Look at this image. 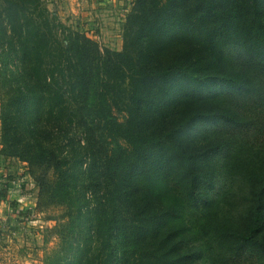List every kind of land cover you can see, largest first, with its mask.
I'll use <instances>...</instances> for the list:
<instances>
[{
    "label": "trees",
    "instance_id": "16d2710c",
    "mask_svg": "<svg viewBox=\"0 0 264 264\" xmlns=\"http://www.w3.org/2000/svg\"><path fill=\"white\" fill-rule=\"evenodd\" d=\"M122 31L0 0V153L63 209L45 264H264V0H135Z\"/></svg>",
    "mask_w": 264,
    "mask_h": 264
},
{
    "label": "rangeland",
    "instance_id": "374dc122",
    "mask_svg": "<svg viewBox=\"0 0 264 264\" xmlns=\"http://www.w3.org/2000/svg\"><path fill=\"white\" fill-rule=\"evenodd\" d=\"M44 2L60 22L70 26L74 31L85 33L101 47L122 49L123 24L135 0H44ZM0 174H2L1 182H9L11 188L18 185L19 191L14 194L17 197L14 198L12 195L9 203L16 207V211L24 212V215L28 214L30 217L28 221L25 218L21 219L26 221V225L23 227L19 224L18 229H10L12 233L4 231L7 225L0 231V234L5 236L10 233L12 237L8 236V239H14L17 245L14 250L12 245L10 246L12 249L6 251L11 252L7 256L10 264H45L47 255L58 243L57 237L51 235L49 229L59 222L63 209L37 208L39 188L30 176L26 162L16 158H6L0 153ZM23 191L29 193L28 198L19 196ZM9 214H12V211L9 210ZM1 215L3 214H0V220H7L6 213L3 217ZM14 218L19 219V217ZM14 234L16 235L13 236Z\"/></svg>",
    "mask_w": 264,
    "mask_h": 264
},
{
    "label": "crops",
    "instance_id": "0c3cea01",
    "mask_svg": "<svg viewBox=\"0 0 264 264\" xmlns=\"http://www.w3.org/2000/svg\"><path fill=\"white\" fill-rule=\"evenodd\" d=\"M0 134H1V124H0ZM0 147H1V144H0ZM15 193H18V191ZM19 196H21L22 198H28L29 193L23 191L21 194H19ZM15 197H17V196L14 195V198ZM22 201H24V200H22ZM4 213L7 214V220H5V221L1 220V221H4V224L7 225V227L4 229V231H9L10 233H12V231L10 229H18L17 227H20V226H18L19 224H22L24 227L26 225V221L30 220V217H28V214L24 215V212L19 213V211H12V214H9V210L4 208V210H2L0 212V214L4 215ZM3 215H1V217H3ZM11 217H13V218H11ZM14 217H19V219L14 218ZM24 218L26 221L21 220ZM10 233L7 236H5L2 233L0 234V264H10V259L7 256L11 252H6V251L11 250L12 248L10 246H12V245L14 246L13 250L17 246L14 243V239H8L9 237H12V236H10ZM15 235L16 234H14L13 236H15ZM15 255L17 256L16 252H15Z\"/></svg>",
    "mask_w": 264,
    "mask_h": 264
},
{
    "label": "built area",
    "instance_id": "2783aa9c",
    "mask_svg": "<svg viewBox=\"0 0 264 264\" xmlns=\"http://www.w3.org/2000/svg\"><path fill=\"white\" fill-rule=\"evenodd\" d=\"M13 184L15 185L14 181ZM18 186V185H17ZM17 186H12V188H10L9 192L7 193V200L4 203H0V212L2 210H4V208L9 209L10 211H16V207L14 205H12L11 203H9V200L12 197V194L14 195L15 192L19 191ZM5 224H2V221L0 220V231L3 230L2 227H4Z\"/></svg>",
    "mask_w": 264,
    "mask_h": 264
}]
</instances>
